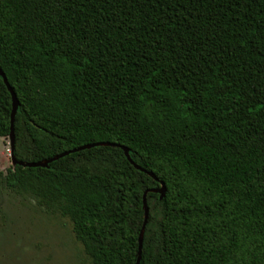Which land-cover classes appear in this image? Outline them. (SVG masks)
<instances>
[{"label": "trees", "instance_id": "trees-1", "mask_svg": "<svg viewBox=\"0 0 264 264\" xmlns=\"http://www.w3.org/2000/svg\"><path fill=\"white\" fill-rule=\"evenodd\" d=\"M0 70L17 161L95 144L0 173L89 264H264V0H0Z\"/></svg>", "mask_w": 264, "mask_h": 264}, {"label": "rangeland", "instance_id": "rangeland-1", "mask_svg": "<svg viewBox=\"0 0 264 264\" xmlns=\"http://www.w3.org/2000/svg\"><path fill=\"white\" fill-rule=\"evenodd\" d=\"M7 138H0V173L11 167ZM0 264H89L70 223L43 211L0 182Z\"/></svg>", "mask_w": 264, "mask_h": 264}, {"label": "water", "instance_id": "water-1", "mask_svg": "<svg viewBox=\"0 0 264 264\" xmlns=\"http://www.w3.org/2000/svg\"><path fill=\"white\" fill-rule=\"evenodd\" d=\"M0 79L2 80L5 88L7 89V91L9 92L10 95V103H11V111H10V115H9V133H8V137H7V143H8V153H9V160L11 165H19L21 167H45L47 165V163L56 160L60 157H63L69 153L75 152L77 150H81L84 148H89V147H93L95 146V144H91V145H85L82 147H79L75 150H70V151H66L63 153H60L58 155H56L55 157L49 159V160H45L43 162H35V163H22L17 161L14 157H13V149H14V135H13V119H14V115L16 113V110L18 108V103L16 101V98L12 92V90L10 89V87L8 86V83L6 82V79L4 77V74L2 73V71L0 70ZM119 148L123 151V154L125 156V158L127 159L128 162L131 163L128 155H127V150L122 147L119 146ZM135 168H138L137 166L134 165ZM149 176L153 177L151 174H149ZM154 178V177H153ZM155 193L159 194V199H161L164 195V186L162 183H160L159 188L154 190ZM142 208H143V214H144V219H143V223H142V228L144 227L145 223H146V214H147V207L145 204V199L144 196H142ZM141 238V237H140ZM139 238L138 240V245H137V258H136V262L135 264H138V260H139V254H140V247H141V239Z\"/></svg>", "mask_w": 264, "mask_h": 264}]
</instances>
